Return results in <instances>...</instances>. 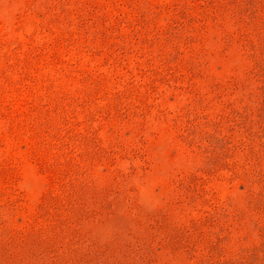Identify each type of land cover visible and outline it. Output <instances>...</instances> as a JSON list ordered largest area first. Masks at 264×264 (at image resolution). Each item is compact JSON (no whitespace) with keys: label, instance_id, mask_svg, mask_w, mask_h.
Wrapping results in <instances>:
<instances>
[{"label":"rangeland","instance_id":"rangeland-1","mask_svg":"<svg viewBox=\"0 0 264 264\" xmlns=\"http://www.w3.org/2000/svg\"><path fill=\"white\" fill-rule=\"evenodd\" d=\"M0 264H264V0H0Z\"/></svg>","mask_w":264,"mask_h":264}]
</instances>
